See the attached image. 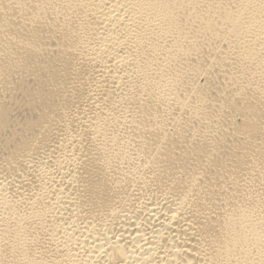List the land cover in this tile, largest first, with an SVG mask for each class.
I'll list each match as a JSON object with an SVG mask.
<instances>
[{"label": "bare ground", "instance_id": "1", "mask_svg": "<svg viewBox=\"0 0 264 264\" xmlns=\"http://www.w3.org/2000/svg\"><path fill=\"white\" fill-rule=\"evenodd\" d=\"M0 264H264V0H0Z\"/></svg>", "mask_w": 264, "mask_h": 264}]
</instances>
